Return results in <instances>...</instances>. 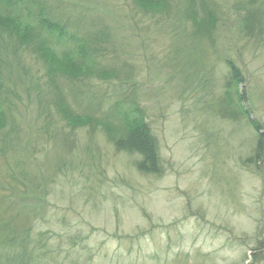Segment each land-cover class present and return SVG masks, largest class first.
Returning <instances> with one entry per match:
<instances>
[{
    "label": "rangeland",
    "instance_id": "obj_1",
    "mask_svg": "<svg viewBox=\"0 0 264 264\" xmlns=\"http://www.w3.org/2000/svg\"><path fill=\"white\" fill-rule=\"evenodd\" d=\"M159 2L4 9L26 28L0 31V243L23 238L21 264H264V157L245 163L256 131L239 113L264 133V0ZM81 45L90 66L74 76L51 74L37 48L81 68ZM229 61L243 82L226 79ZM118 107L139 111L163 171L140 172L116 147ZM59 108L89 121L70 125ZM6 252L0 264H20Z\"/></svg>",
    "mask_w": 264,
    "mask_h": 264
},
{
    "label": "trees",
    "instance_id": "obj_2",
    "mask_svg": "<svg viewBox=\"0 0 264 264\" xmlns=\"http://www.w3.org/2000/svg\"><path fill=\"white\" fill-rule=\"evenodd\" d=\"M137 1V4L144 5L146 10L149 9H155L158 10L161 8V2L162 0H135ZM15 0H0V31L6 30L5 33L9 34L13 30H15V33H17L20 36L26 35V28H21V20L19 17L15 16V18L5 13L4 9H10L13 7ZM199 21H197L198 23ZM39 25L49 30L50 33H53V35L58 39L61 40L67 36V33L62 28V26L57 23L53 22L51 18L43 15L42 13H39ZM200 23V22H199ZM208 23L210 26L213 25L214 20L209 16ZM247 23V21H246ZM15 28H11L15 26ZM201 25V24H199ZM1 35V34H0ZM31 40V39H30ZM40 50V55L42 57V60L50 66V73L54 72L58 69V71L62 72L66 75H79L81 73L87 74L88 72V66L87 61L88 56L85 55V49L81 45V49L75 53L74 56L82 57L83 55L85 58L83 59L82 63L80 64L81 68H78V65H75V61L78 64L80 62H77V60L74 61L73 56L68 54L67 60L65 62L59 61L62 65H57V60L55 59V55L53 52H51L48 49H43L42 46L37 47ZM228 76L226 79L228 81H233V83L238 84L244 81V76L241 73V70L231 61L228 62ZM86 67V68H83ZM1 74V71H0ZM2 86V83H0V88ZM1 90V89H0ZM237 96L240 100H244V93H242L239 88L236 89ZM4 98H0V105L2 102H4ZM241 104V103H240ZM63 116L65 117L67 123L70 125H77L80 121L81 123L89 121V118L84 119H77L76 117L70 116L68 113H66L62 108H59ZM239 113H243V116L246 117L249 124L254 128L256 131V141L255 146L253 147L252 154L247 156L244 161L247 164H253L255 163L256 159L261 160L264 157V133L260 132L261 126L259 123L255 120H252L248 115V110L243 105V103L240 105ZM115 116V122L116 127L122 131V133L114 139L115 145L118 149L127 151L129 153H136L139 155V158L136 159L135 165L137 169L146 174H153V173H160L163 171V166L161 162V158L159 156V150H158V144L157 139L155 135L150 130L148 124L145 122V120L142 118V116L139 115V111L136 110V112L123 109L122 107L117 110H115L114 113ZM5 112L3 107L0 106V129H2L5 126ZM118 122V123H117ZM120 125V126H119ZM26 242L23 238H20L17 235H12L10 237V240L8 242H2L0 243V248L4 249L7 248L8 257L11 259V261H16V255L15 252L17 250V245H23L22 243ZM4 245V246H2ZM7 257V258H8ZM12 257V258H11ZM31 262V255L28 253V264ZM20 263V262H19ZM21 264V263H20Z\"/></svg>",
    "mask_w": 264,
    "mask_h": 264
}]
</instances>
